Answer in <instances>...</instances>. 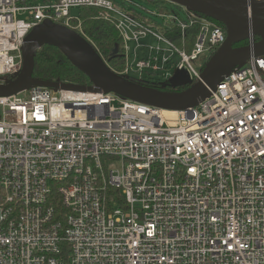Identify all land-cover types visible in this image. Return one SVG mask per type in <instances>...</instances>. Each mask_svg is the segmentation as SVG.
<instances>
[{"label":"built area","instance_id":"built-area-1","mask_svg":"<svg viewBox=\"0 0 264 264\" xmlns=\"http://www.w3.org/2000/svg\"><path fill=\"white\" fill-rule=\"evenodd\" d=\"M150 2L0 0V84L43 22L86 39L72 11L90 7L121 37L120 76L160 90L178 88L179 71L196 81L225 28ZM0 109V264H264V55L175 118L115 93L40 86Z\"/></svg>","mask_w":264,"mask_h":264},{"label":"water","instance_id":"water-1","mask_svg":"<svg viewBox=\"0 0 264 264\" xmlns=\"http://www.w3.org/2000/svg\"><path fill=\"white\" fill-rule=\"evenodd\" d=\"M208 17L226 30V39L211 55L202 68L199 79L182 91L160 90L155 87L134 83L114 72L108 60L98 53L78 31L50 20L31 30L25 38L22 49L23 65L18 76L6 84H0V97L12 96L31 87L74 90H98L115 93L120 97L152 105L163 110L180 111L197 106L206 100L223 77L229 76L236 66L253 56L264 55V3L259 0H168ZM259 41L249 44L250 39ZM248 43L247 45H239ZM57 48L70 63L84 73L91 85H75L59 81H45L34 77L35 56L44 46ZM239 45V46H237ZM112 56H119L114 49ZM188 81L173 84L180 86Z\"/></svg>","mask_w":264,"mask_h":264},{"label":"trees","instance_id":"trees-1","mask_svg":"<svg viewBox=\"0 0 264 264\" xmlns=\"http://www.w3.org/2000/svg\"><path fill=\"white\" fill-rule=\"evenodd\" d=\"M99 11L95 8L79 9V16L82 20L84 36L96 47L102 58L108 60L110 67L115 72L120 73L124 66L121 56H112L113 50L121 51V37L115 26L107 20H103L98 15ZM212 20V19H211ZM219 27H224L221 23L212 20ZM242 43L239 45H247ZM237 45V46H239ZM35 67L33 75L45 81H59L75 85H91L87 76L77 70L68 59L55 47L44 46L35 56ZM194 82L180 85L178 88H166L167 91H182L189 88ZM164 90V91H165Z\"/></svg>","mask_w":264,"mask_h":264},{"label":"rangeland","instance_id":"rangeland-1","mask_svg":"<svg viewBox=\"0 0 264 264\" xmlns=\"http://www.w3.org/2000/svg\"><path fill=\"white\" fill-rule=\"evenodd\" d=\"M137 3H139L140 5L146 7L147 9H155V6L150 2V0H135ZM172 10L173 11H177L178 7L176 6H172ZM79 13V9H76L74 11H72V15L76 16ZM181 16L184 17V14L181 13ZM149 42L151 43V40H149ZM209 59V56H202L200 60H203V62L201 63V61L199 60L198 62V68L201 70L202 72V68L205 64V62H207V60ZM110 64V63H109ZM190 79V75L186 72V71H179V73L176 75L174 81L176 83H178L179 81H188ZM1 111V109H0ZM1 115V112H0Z\"/></svg>","mask_w":264,"mask_h":264},{"label":"bare ground","instance_id":"bare-ground-1","mask_svg":"<svg viewBox=\"0 0 264 264\" xmlns=\"http://www.w3.org/2000/svg\"><path fill=\"white\" fill-rule=\"evenodd\" d=\"M163 114H165L169 118H175L177 116V114L171 110H165Z\"/></svg>","mask_w":264,"mask_h":264},{"label":"flooded vegetation","instance_id":"flooded-vegetation-1","mask_svg":"<svg viewBox=\"0 0 264 264\" xmlns=\"http://www.w3.org/2000/svg\"><path fill=\"white\" fill-rule=\"evenodd\" d=\"M201 61V63L203 62V60H200ZM206 63V62H205ZM199 65V64H198Z\"/></svg>","mask_w":264,"mask_h":264}]
</instances>
